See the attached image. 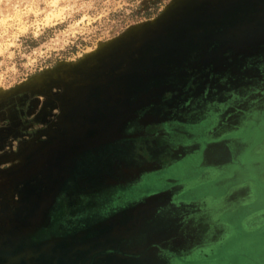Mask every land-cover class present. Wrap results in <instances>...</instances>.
I'll use <instances>...</instances> for the list:
<instances>
[{
	"label": "rangeland",
	"instance_id": "obj_1",
	"mask_svg": "<svg viewBox=\"0 0 264 264\" xmlns=\"http://www.w3.org/2000/svg\"><path fill=\"white\" fill-rule=\"evenodd\" d=\"M261 52L264 0H0V264H264Z\"/></svg>",
	"mask_w": 264,
	"mask_h": 264
},
{
	"label": "flooded vegetation",
	"instance_id": "obj_2",
	"mask_svg": "<svg viewBox=\"0 0 264 264\" xmlns=\"http://www.w3.org/2000/svg\"><path fill=\"white\" fill-rule=\"evenodd\" d=\"M262 59H264V52H261L259 53L258 55H253L251 57L250 60H248L247 62V66L244 68V71L246 70L247 72H249L248 75H254L259 72H261L262 68L264 67V65H262ZM252 75V76H253ZM227 78H224V83L223 85L225 84V81H226ZM245 79V78H243ZM245 81V80H244ZM242 81H238L237 83H242ZM227 86H230V87H227ZM231 86H234V84H231L230 83H227L225 84L224 86V89H230ZM213 87L215 89H217L216 92H220L222 90V87L223 86H212L210 88L213 89ZM185 98H183V96H181V98H179V100L183 101ZM230 120L227 121V123H229ZM155 132L151 133H147L146 135H150V136H145L146 139H150V138H154L155 136H152L154 135ZM156 142L153 145V149H152V152H151V155H152V161H147L144 157H141L140 155H136L135 157L132 156L131 154H125L124 155V160H126V166L128 167L127 169H122V173L120 175H115V176H110V178H105V179H97V180H92L90 182H128V183H131V182H156V185L158 182H167L168 180H165L163 177H161L159 175L160 173V169H162L161 167H159L158 165V162H157V157L160 155L158 152L162 149H166V144L169 142V138L166 137V136H160L159 132L156 130ZM132 137H135V136H132ZM138 137V136H136ZM140 137H144V136H140ZM130 138H126L125 140L119 142L118 144L120 145V147L122 148H125L127 144H132V140H129ZM145 139H143V141L140 143L141 144V148L142 150L145 148V144H146V141H144ZM182 150V149H181ZM176 153H179V154H176L175 156L177 157H181V153L180 152H177V150H175ZM184 154V153H183ZM155 159V160H154ZM158 164V165H157ZM95 168H93L91 171H94ZM174 182V181H173ZM131 186V185H130ZM130 186H125V187H128V188H125L127 192H130L133 188L130 187ZM157 189H156V192H158L159 190V193L161 192H164L166 191L165 193H168V190L171 192V189L167 188V190H161L160 187L156 186ZM132 192V191H131ZM135 192V191H133ZM145 193H142V194H139L137 195L136 193H134L133 195L130 194L132 197H141L142 195H144ZM137 195V196H136ZM180 208V206L176 203V202H172L170 201V199L168 197H166V195H164L163 193V196L159 197L158 200H156V214L159 213L160 211L163 210L162 213V216L157 218V220L154 219V222L156 223V229L158 228V225L161 223V221H165V220H171L172 218L174 219H177L179 216H177L176 213H178L179 211H177V209ZM148 224V223H147ZM149 228V227H147ZM147 228H144L143 231L145 232H148L149 230ZM143 229V228H142ZM141 229V230H142ZM175 237H178V235L174 236ZM183 237V236H181ZM189 236L185 235V237H183V242L186 243V239H188ZM156 239L157 238V230H156ZM160 239V237H159ZM162 239H165V241H167V244L166 246H161L164 251L166 250H169V248L173 249V251L171 252H164L162 253V255H159L158 257L161 260V263L164 264V262H168L170 259H173L174 257L170 254L174 251H178L177 250V247H175L176 245L178 246L180 244V242H176V240L174 241H171L172 240V234L171 235H164V237ZM171 241V242H170ZM172 242L174 243L175 246H173ZM156 248L158 249V245H156ZM169 254V255H168ZM160 262H158V264H161ZM168 264V263H167Z\"/></svg>",
	"mask_w": 264,
	"mask_h": 264
}]
</instances>
